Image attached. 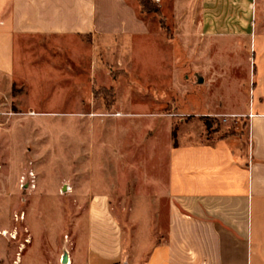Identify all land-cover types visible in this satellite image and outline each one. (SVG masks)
Segmentation results:
<instances>
[{
    "label": "crops",
    "instance_id": "obj_1",
    "mask_svg": "<svg viewBox=\"0 0 264 264\" xmlns=\"http://www.w3.org/2000/svg\"><path fill=\"white\" fill-rule=\"evenodd\" d=\"M171 9L173 38H168L153 13H139L137 0H0V109L11 108V100L17 99L14 86L21 84L27 91L18 108L54 114L44 100L34 104L36 95L51 75H69L70 54L53 53L48 43L69 46L91 36L95 52L89 56V69L95 77L106 68L97 48L105 51V61L113 57L123 65L133 62L136 39L144 37L146 43L159 41V52L163 45H172L170 57L163 53L175 68L182 71V60H189L191 77L205 86L209 115L244 118L242 132L212 142L183 140L180 133L178 144L171 142L166 161L161 153L163 173L147 166L151 152L160 154L156 140L149 147L147 138L148 146L142 144L147 164L138 169L135 180L133 167H123L119 159L123 152L133 156L134 125H140L135 130L143 138L151 126L154 137H159L160 119H152L150 126V119L133 113L130 104L125 108L131 113L110 115L116 124L111 134L99 139L101 169L87 171L90 177L81 186L69 182L73 192L65 193L67 199L58 204L46 198L50 190L41 179L35 196L20 210L24 219L36 220L29 226L31 243L38 239L42 244L53 238L55 213L64 212L61 206L69 205L73 211L87 207L70 225L73 241L69 246L62 242L56 253L59 259L66 253L69 264H141L139 254L146 255L142 264H264V0H171ZM69 94L63 92L68 102ZM23 102L26 105L21 106ZM97 118L103 121L102 116L93 120ZM132 180L141 187H131ZM62 185L60 180L59 194ZM129 190L132 205L142 207L139 214L133 211L132 219L140 218L136 232L142 233L143 248L125 263L124 228L112 206ZM165 198L167 229L164 238L153 243V207ZM18 252L21 257L14 264H26L24 247L13 251ZM47 252L42 251L43 264H58L53 250L51 255ZM49 256L53 258L48 260Z\"/></svg>",
    "mask_w": 264,
    "mask_h": 264
},
{
    "label": "rangeland",
    "instance_id": "obj_2",
    "mask_svg": "<svg viewBox=\"0 0 264 264\" xmlns=\"http://www.w3.org/2000/svg\"><path fill=\"white\" fill-rule=\"evenodd\" d=\"M151 1L161 8L162 15L156 11L148 13H153L152 15L160 21L164 33L168 38H173L171 0ZM137 5L140 14L147 13L142 10L140 0H137ZM163 17L170 30L163 26ZM52 42L53 44L48 43L47 49H53V53L59 55L70 54L71 70L69 75L67 73L63 77L58 74L51 75V80L44 81V85L40 87L42 89L40 98L36 95L34 104L39 106L38 100H44L45 106L54 114L40 115L35 114L33 109L18 108L16 105L20 101V96L21 99H25L27 91V87L21 84L14 86V96L17 99L11 100V108L0 109V264H14L19 260L21 257L19 252L14 255L13 251L15 249L19 251L20 246L25 249L23 257L26 264H43L42 251H48L47 254L51 255L50 249L54 252L55 260L58 259L57 263L62 264L60 260L62 256L59 259L56 253L59 252L62 242L69 246L73 241V238L69 237L70 225L75 215H84L87 207H75L73 211L69 205L61 206L64 212L55 213L53 238L43 239L42 244L41 241H37L38 239L31 243L29 226L35 225V218L26 216L23 220H17L16 214L19 215L20 210L29 204L37 188L34 191L22 189L20 177L32 166L37 174V187L39 181L43 179V183L50 190L46 198L51 203L58 204L60 200L67 199L68 196H63L67 192L61 191L64 184L70 182L74 186H81L82 183L85 184V178L90 177L87 171L92 167L96 171L101 169L99 139L107 133L111 134L110 130L116 124L110 115L125 116L131 113L125 108L126 105H131L133 113L150 119V126L153 123L152 119H160L159 137H154L151 126L149 136L143 138L136 131L140 125H134L133 156L126 157L123 152L119 159L123 167L125 165L133 167L135 180L139 177L138 169L147 164L146 157L142 154V144L146 147L149 143V147H152V140H156V145H160V154L164 151L165 160L162 154L158 157V154L151 152L147 166L151 170L159 167L156 171L163 173V160H167V150L174 141L175 129L178 136L181 133L183 140L188 139L192 142H212L227 132L239 133L245 129L244 118L209 115L210 111L207 110L210 104L207 101L205 86L196 84V79L191 77L193 73L190 71L189 60H182V71L178 66L175 68L174 61L169 58L166 60L163 52L170 57L172 45H163L161 47L163 51L159 52L161 46L159 41L151 40L146 43L144 37H138L133 62L128 61L123 65L115 62L113 57L110 58V62L105 61V51L97 48L96 53L106 68L104 72H99L93 77L89 69L91 64L89 56L95 52L91 36L71 41L69 46L61 47L57 46L56 41ZM185 53L182 47V54ZM78 54L84 55L83 59L82 57L78 59ZM53 80L55 82L52 83ZM65 90L70 92L69 102L63 95ZM81 99L84 104H77ZM23 103L21 106L26 105V102ZM60 104L64 109H60ZM96 116H102L105 122L101 121V118L94 121L93 118ZM205 116L212 119V130L207 129ZM81 118H85L87 125L82 124L85 122L83 120L78 121ZM36 122L39 123L37 131ZM147 138L149 141L146 144ZM109 160L107 158L108 163ZM114 162L118 161L114 158ZM119 166L118 164L117 167ZM67 173L70 174L69 177L64 176ZM60 180L61 185L64 183L59 189L61 194L58 192ZM135 180H132L130 186L137 184L141 187L142 184L138 181L135 183ZM71 187L72 191L68 193L73 192V186ZM132 193L133 191L129 190L128 198L118 197L112 206L114 214L124 228L125 263L131 261L135 253L143 248L142 233L138 236L136 232L137 224L141 222L140 218L136 221L132 219L133 211L139 214L138 211L142 207L132 205ZM54 208L57 209V205ZM167 211V198L161 205L153 207L151 222L153 243L164 238L168 224ZM38 223L42 225V222L37 221ZM4 230L7 232L5 235L1 233ZM51 257L49 256L48 260ZM145 258L146 255L139 254L138 261L142 264Z\"/></svg>",
    "mask_w": 264,
    "mask_h": 264
},
{
    "label": "built area",
    "instance_id": "obj_3",
    "mask_svg": "<svg viewBox=\"0 0 264 264\" xmlns=\"http://www.w3.org/2000/svg\"><path fill=\"white\" fill-rule=\"evenodd\" d=\"M156 2H160L161 0H155ZM250 116H252L250 114ZM32 164V163H31ZM20 185L22 189L28 190V191H34L37 188V174L35 169L31 166L30 169L27 170L23 175L20 177ZM62 193L64 192H70L72 191V187L68 184H64L62 186ZM25 217V213L21 212L19 215L16 214L17 220H23ZM3 235H5V230L1 232ZM64 255L61 257V263L62 264H69L70 260L67 259L66 262H64Z\"/></svg>",
    "mask_w": 264,
    "mask_h": 264
},
{
    "label": "trees",
    "instance_id": "obj_4",
    "mask_svg": "<svg viewBox=\"0 0 264 264\" xmlns=\"http://www.w3.org/2000/svg\"><path fill=\"white\" fill-rule=\"evenodd\" d=\"M140 5L142 6V10L145 12L156 11L158 14L162 15L161 8L159 6L153 4L151 0H140ZM162 24L165 28L170 30V27L166 24L164 17H163ZM205 117H206L205 120H206L207 129L212 130V128H213L212 127L213 126L212 119L210 118V116H205ZM235 134H238V133H234L233 131H230V132H227L226 134L222 135L218 139H222V138H225L227 136L235 135ZM173 137H174V145H177L178 144V134H177L176 129L173 131Z\"/></svg>",
    "mask_w": 264,
    "mask_h": 264
},
{
    "label": "water",
    "instance_id": "obj_5",
    "mask_svg": "<svg viewBox=\"0 0 264 264\" xmlns=\"http://www.w3.org/2000/svg\"><path fill=\"white\" fill-rule=\"evenodd\" d=\"M67 259H68V255L65 253V255H64V262H66Z\"/></svg>",
    "mask_w": 264,
    "mask_h": 264
},
{
    "label": "bare ground",
    "instance_id": "obj_6",
    "mask_svg": "<svg viewBox=\"0 0 264 264\" xmlns=\"http://www.w3.org/2000/svg\"><path fill=\"white\" fill-rule=\"evenodd\" d=\"M5 234H7V232Z\"/></svg>",
    "mask_w": 264,
    "mask_h": 264
}]
</instances>
